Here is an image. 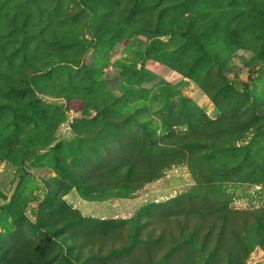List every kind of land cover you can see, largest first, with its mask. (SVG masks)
<instances>
[{
    "label": "rangeland",
    "instance_id": "obj_1",
    "mask_svg": "<svg viewBox=\"0 0 264 264\" xmlns=\"http://www.w3.org/2000/svg\"><path fill=\"white\" fill-rule=\"evenodd\" d=\"M0 264H264V0H0Z\"/></svg>",
    "mask_w": 264,
    "mask_h": 264
},
{
    "label": "water",
    "instance_id": "obj_2",
    "mask_svg": "<svg viewBox=\"0 0 264 264\" xmlns=\"http://www.w3.org/2000/svg\"><path fill=\"white\" fill-rule=\"evenodd\" d=\"M19 181V177H16L12 183V186H11V189L9 191V194H8V199L10 200L12 198V195L16 189V186H17V183Z\"/></svg>",
    "mask_w": 264,
    "mask_h": 264
},
{
    "label": "trees",
    "instance_id": "obj_3",
    "mask_svg": "<svg viewBox=\"0 0 264 264\" xmlns=\"http://www.w3.org/2000/svg\"><path fill=\"white\" fill-rule=\"evenodd\" d=\"M151 175H153V174H150V177H152Z\"/></svg>",
    "mask_w": 264,
    "mask_h": 264
}]
</instances>
